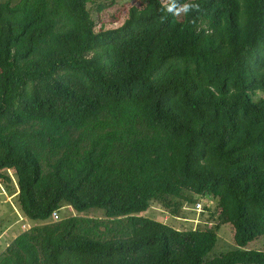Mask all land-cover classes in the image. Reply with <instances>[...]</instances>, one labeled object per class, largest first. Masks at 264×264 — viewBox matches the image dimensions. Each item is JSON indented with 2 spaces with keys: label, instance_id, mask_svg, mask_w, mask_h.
<instances>
[{
  "label": "trees",
  "instance_id": "16d2710c",
  "mask_svg": "<svg viewBox=\"0 0 264 264\" xmlns=\"http://www.w3.org/2000/svg\"><path fill=\"white\" fill-rule=\"evenodd\" d=\"M145 1L104 42L87 26L94 0L0 4V182L15 172L34 221L65 204L111 220L35 226L0 264H264V250L245 249L264 237V116L249 120L264 87V0H178L199 6L179 16ZM90 62L95 76L84 77ZM183 91H216V111L195 112ZM235 95L248 105L237 130L224 113ZM245 133L257 141L238 147ZM204 198L218 202L216 228L141 215L153 202L175 215ZM228 224L237 249L208 260Z\"/></svg>",
  "mask_w": 264,
  "mask_h": 264
},
{
  "label": "rangeland",
  "instance_id": "374dc122",
  "mask_svg": "<svg viewBox=\"0 0 264 264\" xmlns=\"http://www.w3.org/2000/svg\"><path fill=\"white\" fill-rule=\"evenodd\" d=\"M20 1L21 0H0V4L7 2H13L14 4H17ZM113 1L115 4L111 6ZM146 5L147 2L145 0H94V2L88 6V13L92 20L87 19V26L91 30L93 39L96 40L97 38H100L102 42H104L105 37L109 32H118L123 30L124 27L131 21L132 16L134 15V10H142L146 7ZM258 36L261 37V45L264 47V29L259 28ZM250 51L247 50L248 53ZM256 53L258 55V49H256ZM78 63V55L73 61L69 62L70 65H77ZM87 67L88 70L83 76L87 77L88 75H91L94 77V62L88 63ZM146 78L147 75H144L142 79ZM261 89L262 90L258 91V99L256 100V103L251 106L252 111L251 115L249 116V120L251 121L264 116V108L258 105V103H260L264 98V87ZM180 97H182L187 103H190L195 112H200L201 106L210 107L212 110L216 111L217 104L219 103L218 101L214 103L208 102L210 99L217 98L216 91L211 93L210 99L208 100H206V96L203 95V93H187L186 91H183ZM247 98L251 99L249 96H247ZM227 101V98H225L224 102L222 103H226ZM226 105L227 106L224 109L225 118L228 120L229 125L233 126L234 129L237 130L239 120L246 114V108L248 106L247 102L243 97L235 95L234 99H230L229 103ZM213 134L219 138L214 146L222 148L223 134L220 133L217 128H215L212 131H208L209 139L212 138ZM250 141L256 142L257 140L251 138L245 133L237 140L238 147L243 148ZM244 155H246V152H244ZM231 158L234 159L235 156ZM8 173L12 177V183L7 184L0 182V257L10 246V244L22 233L31 230L35 226L44 225L53 221L56 222L53 217L47 221H34L25 216L19 203L20 187L18 178L15 172L9 171ZM208 178L214 181L217 179V176L214 177V175L211 173ZM199 201H201V199H199ZM199 201H197V204ZM208 201H211L210 205H208L206 211L202 213L196 212V205H186L183 211L172 215L170 211L165 209L160 203L153 202L151 203L150 209L141 215L161 221L178 230L216 228L220 222L217 219L219 216L218 202L213 198H208ZM215 213L218 214L215 220H213L212 215ZM76 216L101 219L106 222L111 221L107 219L104 211L96 210L80 215L66 204L63 205V208L61 211H59V220L57 221L67 217ZM238 220L239 222L247 223L248 219L247 217L244 219L239 217ZM235 234L236 230L233 225L228 224L223 226L219 233V242L216 248L208 255L207 259L213 260L228 252L235 251L237 249ZM245 249L264 250V237H260L257 240L251 242Z\"/></svg>",
  "mask_w": 264,
  "mask_h": 264
},
{
  "label": "clouds",
  "instance_id": "9594fccd",
  "mask_svg": "<svg viewBox=\"0 0 264 264\" xmlns=\"http://www.w3.org/2000/svg\"><path fill=\"white\" fill-rule=\"evenodd\" d=\"M163 7L161 11L166 9L167 13L179 16L181 13H188L189 11L196 9L198 10V5L196 4H179L178 0H162Z\"/></svg>",
  "mask_w": 264,
  "mask_h": 264
},
{
  "label": "built area",
  "instance_id": "2783aa9c",
  "mask_svg": "<svg viewBox=\"0 0 264 264\" xmlns=\"http://www.w3.org/2000/svg\"><path fill=\"white\" fill-rule=\"evenodd\" d=\"M210 202L211 201H208V198L201 199V201H199L198 204L196 205V212L197 213L205 212L207 209V206L210 205ZM52 217L56 221L59 220V212H56Z\"/></svg>",
  "mask_w": 264,
  "mask_h": 264
}]
</instances>
